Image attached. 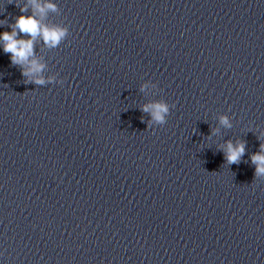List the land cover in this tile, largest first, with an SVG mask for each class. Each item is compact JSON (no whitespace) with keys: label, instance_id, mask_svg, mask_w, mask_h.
Listing matches in <instances>:
<instances>
[{"label":"clouds","instance_id":"clouds-1","mask_svg":"<svg viewBox=\"0 0 264 264\" xmlns=\"http://www.w3.org/2000/svg\"><path fill=\"white\" fill-rule=\"evenodd\" d=\"M21 15L14 17V23L8 20H0V26L6 25L11 31L0 33V41L3 42V51L10 54L11 64L18 66L25 82L29 84L44 85L46 83L43 77H37L36 74L42 73L45 65L36 58L35 44L38 38L42 39L48 48L59 47L61 43L69 36L68 26L53 23L51 26L41 22L38 18L45 17L48 11L56 12L57 6L53 2L42 3L41 0H27L22 6L16 5ZM29 6L32 7V14L28 15ZM27 37V38H21ZM54 79V78H49ZM147 85L142 86L141 91ZM175 105L172 104L171 108ZM141 111L149 113L151 121L163 126L169 115V105L166 101L158 100L141 107ZM219 124L225 128H231L232 123L227 115H221ZM218 129H214L211 134H215ZM210 134V135H211ZM259 139V137H257ZM226 147H221L218 151L224 155L226 164H239L245 154L246 142L231 140L225 142ZM255 165V178L264 177V142L260 143L259 150L250 157Z\"/></svg>","mask_w":264,"mask_h":264}]
</instances>
